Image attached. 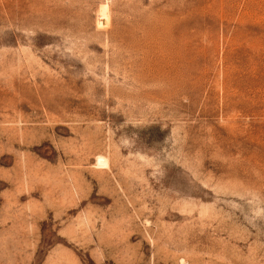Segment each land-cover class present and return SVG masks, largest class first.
I'll return each instance as SVG.
<instances>
[{"label":"rangeland","instance_id":"obj_1","mask_svg":"<svg viewBox=\"0 0 264 264\" xmlns=\"http://www.w3.org/2000/svg\"><path fill=\"white\" fill-rule=\"evenodd\" d=\"M0 264H264V0H0Z\"/></svg>","mask_w":264,"mask_h":264},{"label":"bare ground","instance_id":"obj_2","mask_svg":"<svg viewBox=\"0 0 264 264\" xmlns=\"http://www.w3.org/2000/svg\"><path fill=\"white\" fill-rule=\"evenodd\" d=\"M103 7H105V5H104ZM106 8H107V7H106ZM105 10H107V9H105ZM105 10H104V8H103V9H102V8L100 9L101 14H100V13H99V14H100V16H101V17H100L101 20H104V19L106 18V17H105V13H104ZM105 21H106V20H105ZM98 24H100L99 26H101L103 23L101 24V21H99ZM103 25H104V24H103ZM99 159H100V158H99ZM101 159H102V158H101ZM101 159H100V162H102V163L99 162L100 165L105 163V162H103V159H104V158L102 159V161H101ZM97 164H98V163H97Z\"/></svg>","mask_w":264,"mask_h":264}]
</instances>
